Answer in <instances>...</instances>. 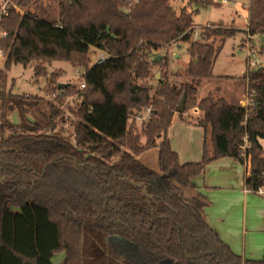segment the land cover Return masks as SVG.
I'll use <instances>...</instances> for the list:
<instances>
[{"label":"trees","instance_id":"16d2710c","mask_svg":"<svg viewBox=\"0 0 264 264\" xmlns=\"http://www.w3.org/2000/svg\"><path fill=\"white\" fill-rule=\"evenodd\" d=\"M11 1L23 13L10 8L8 36L0 41V264H54L57 255L62 264H264L220 239L194 183L210 162L230 156L250 162L247 190L264 185V67L242 77L249 107L213 93L198 99L225 40L240 31L203 29L192 41L193 13H177L171 0H57L56 18L40 11L42 0ZM246 31L264 36V0H250ZM177 41L189 43L190 62L174 75L180 82L161 81L152 96L137 80L148 79L160 64L157 51ZM93 47L109 57L89 67ZM55 61L86 68L80 91L70 84L59 90L54 73L46 89L59 93L56 100L80 97L73 136L56 130L60 112L52 103L45 123L15 124L6 114L15 105L23 115L25 104L40 102L7 90L12 66L37 63L36 76L46 77L41 64ZM183 97L184 112L176 113ZM146 106L151 118L134 133L130 117ZM192 108L205 132L203 158L181 163L168 129L175 114ZM153 148L157 170L138 159Z\"/></svg>","mask_w":264,"mask_h":264},{"label":"rangeland","instance_id":"374dc122","mask_svg":"<svg viewBox=\"0 0 264 264\" xmlns=\"http://www.w3.org/2000/svg\"><path fill=\"white\" fill-rule=\"evenodd\" d=\"M216 1V2H215ZM229 4H222V0H212L210 5L206 4L207 0H171V6L177 13L187 6L195 11L194 21L196 25L195 34L193 39L201 40V31L203 29H215L217 27H228L233 21L235 25L243 29L247 24V17L249 11L250 0H228ZM40 11H47L51 18H56L58 13L57 0H42L39 4ZM219 21V23H217ZM221 21V22H220ZM229 23V24H227ZM206 24H209L206 26ZM247 29V28H246ZM245 32H239L232 38L225 40L223 48L216 59L213 67V75L217 82L205 89L203 86L199 89L198 96L203 98L208 92H212L217 96L234 98L240 91L245 89V83L242 79L243 73L250 67H247L248 60L251 58V62H256L257 67H264V36L256 35L253 39H249L248 35H244ZM199 35V36H198ZM245 36V39L241 41V38ZM241 44V45H240ZM188 42L177 41L173 42L169 47L164 46L157 51L158 56H161L160 60L154 62H160V64H153L151 66L150 77L146 80H137L138 84L146 85L151 89V95L154 96L155 89L159 82L171 80L180 82L181 79L174 77V75H180L184 72L190 62V55L188 53ZM249 51L253 54H249ZM101 51L97 48H91L88 56V65L93 67L98 63ZM167 56V60L163 58ZM162 61V62H161ZM5 60L1 61V69H4ZM37 63H32L27 68L22 65H13L11 70L8 71V84L7 90H12L13 94L22 95L25 97H37L40 102L37 104H25L23 108V115L19 112L18 107L12 105V109L7 111L8 119L15 123H32L33 121H41L45 123L47 119V112L49 111L48 103H52L56 111L60 112V115L54 119L56 124V130L60 131L64 135L73 136V122L76 120L73 110L80 102L78 94L65 95L61 100H56L59 93L48 94L46 89L48 88L49 76L54 73L57 75L56 81L58 83L70 84L74 91H80V83L82 82L81 75L78 73L86 72V68H77L68 62H52L50 64H41L46 71V77H37L34 68ZM256 67V68H257ZM252 68V67H250ZM255 69V68H252ZM219 76H229L227 79H222ZM61 94V93H60ZM241 103L247 104V90L241 98ZM28 101V100H27ZM143 110H134L130 117L129 125L133 127L134 133H141L142 126L145 122H141L137 119L140 112ZM183 120H177L175 123H171V127L168 132V136L171 140H174L176 144H180L185 140L186 132L183 129V125L186 119L195 120L199 116V111L192 108L185 113ZM197 116L196 118L193 117ZM180 118V117H179ZM142 142H145V138L142 137ZM161 142V138L157 139V144ZM158 149L153 148L150 151L138 156V159L146 164L149 168L157 170L158 162ZM62 255H57L54 258V264H62Z\"/></svg>","mask_w":264,"mask_h":264},{"label":"crops","instance_id":"0c3cea01","mask_svg":"<svg viewBox=\"0 0 264 264\" xmlns=\"http://www.w3.org/2000/svg\"><path fill=\"white\" fill-rule=\"evenodd\" d=\"M211 1L207 0L206 4L210 5ZM229 3V1L228 3H224L222 0V4ZM184 7L193 13V36L196 31L194 21L195 11L187 6ZM248 22L249 11L245 28H238L234 24L235 21L228 25V27L245 32L244 35H246ZM199 37L201 39V36ZM243 39H245V36L241 38V41ZM193 40L199 41L195 38ZM219 77L227 79L229 76ZM216 82L217 77H213L211 80L203 82L200 88L203 86L209 90ZM245 89L232 99L226 97L227 100L243 105L244 102L241 103V98ZM208 93L212 92L209 91ZM198 99L201 100V97L198 96ZM184 115L186 116V114ZM193 117L196 118L197 116L193 115ZM183 118L184 116L179 118L175 114L172 123L177 122V120H183ZM195 120L186 119V121H183L186 125H183L186 137L182 143L176 144L168 136L173 150L179 155L181 163L199 162L203 158L205 132L203 128L195 124ZM260 143L264 149V138L260 140ZM209 151L212 153L213 148L210 147ZM250 168V162L243 164L230 156H224L210 162L206 166L205 172L194 178V183L196 184V192L204 196L208 202L204 208L206 221L218 233L220 239L235 254L244 259L264 260V192L258 194L246 189L245 180L249 175Z\"/></svg>","mask_w":264,"mask_h":264},{"label":"built area","instance_id":"2783aa9c","mask_svg":"<svg viewBox=\"0 0 264 264\" xmlns=\"http://www.w3.org/2000/svg\"><path fill=\"white\" fill-rule=\"evenodd\" d=\"M136 1V0H135ZM224 3H228V0H223ZM14 7L18 13L22 14L23 11L21 8H19L16 4H14L11 0H0V41L5 39L8 36V31L4 28V21L6 18H8L9 13H10V8ZM249 39H252V37L250 35H248ZM249 54H253L249 51ZM109 57V55L104 52L101 51V55L99 57V61L98 63H101L103 61H105L107 58ZM2 60H6V53L3 49V47L0 46V68H1V61ZM247 67H252V68H256L257 64L255 61L251 62V58L248 60L247 63ZM248 68V69H252V68ZM85 71H83V73H78L79 75H81L82 78V82L80 83V89L85 88V80H84V76H85ZM54 95V94H53ZM251 105V99L249 94L247 93V104L246 102H244V104L242 106L244 107H249ZM141 110H143L142 112H140V115L137 117V119L141 122H146L151 118V114H152V107L151 106H146L141 108ZM198 111V109H196ZM248 146L247 142H245V146H243V149H245ZM253 192L261 194L264 192V185L257 188L256 190H254Z\"/></svg>","mask_w":264,"mask_h":264},{"label":"water","instance_id":"95a60500","mask_svg":"<svg viewBox=\"0 0 264 264\" xmlns=\"http://www.w3.org/2000/svg\"><path fill=\"white\" fill-rule=\"evenodd\" d=\"M161 56H157L155 58V61H158L160 60ZM69 84H64V83H58L57 85V88L59 90H62L64 88H66ZM184 101H185V98L183 97L182 100L180 101L178 107L176 108V113H183L184 112Z\"/></svg>","mask_w":264,"mask_h":264}]
</instances>
